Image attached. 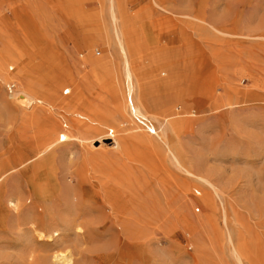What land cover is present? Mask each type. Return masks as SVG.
<instances>
[{
    "label": "rangeland",
    "instance_id": "obj_1",
    "mask_svg": "<svg viewBox=\"0 0 264 264\" xmlns=\"http://www.w3.org/2000/svg\"><path fill=\"white\" fill-rule=\"evenodd\" d=\"M114 15L106 0H0V63L10 78L0 82V165L32 156L40 138L34 117L48 114L63 131L74 120L92 122L96 132H75L82 145L61 143L35 169L54 166L57 192L70 182L99 205L108 197L89 186L107 179L135 204V222L120 232L101 205V220H91L114 233L70 238V264H264V0H116ZM82 77L101 112L95 121V109L84 118L58 109V99L74 93L64 83ZM21 80L40 102L16 95ZM135 156L148 157L149 167L132 163ZM67 164L86 171L84 187L78 177L62 182ZM8 214L0 211V264H30L38 246L20 241ZM176 214L189 219L190 232Z\"/></svg>",
    "mask_w": 264,
    "mask_h": 264
},
{
    "label": "bare ground",
    "instance_id": "obj_2",
    "mask_svg": "<svg viewBox=\"0 0 264 264\" xmlns=\"http://www.w3.org/2000/svg\"><path fill=\"white\" fill-rule=\"evenodd\" d=\"M26 1L32 2V0H26ZM106 1L108 4L109 11L112 12V18L114 21H116V18L114 15V9L116 7V0H106ZM119 37L120 36H118V38ZM119 46H120V49H121L123 55L126 56V50H125L124 44L120 40H119ZM132 78H133L132 69H131V67L128 66L127 69L125 70V79L127 82L129 93H130L131 88H132V86H131ZM8 80H10V78L7 77V75L5 73L4 66L0 63V82L4 83V82H7ZM25 82H27V81L26 80L20 81L19 85H20L21 89L16 92L17 93L16 95H19V97H24V98L30 100L32 103L33 102H40L42 99H38V98L34 97V95H32L33 92L31 93V90L29 87L30 85L26 84ZM83 82H84V77H82L79 80V83H74L73 81H67L64 83V84H67L66 87H68L69 89L71 88V90L74 93H73L72 98L67 102L58 99V109L60 110V109L73 108L74 113L77 114L76 116L77 117L82 116L81 118L86 117L90 111H93V109H95V111L93 112L94 114L92 116H90L92 118L89 119V120L95 121L96 120L95 118L98 117L99 114L101 115V112L98 110L97 107H95L93 105V103L91 102V98L86 96L87 94L84 95L85 93L83 92V87H82ZM57 83H56V86H59V84H57ZM60 87H61V85H60ZM66 87L63 88L62 91L65 90ZM69 89H67L66 94L70 93L71 90H69ZM46 91H48V89ZM50 92L52 93L51 90H50ZM12 93L10 95L11 100H13L15 98ZM96 96L98 98L100 95L96 94ZM100 98H101V96H100ZM104 101L105 100L103 99V102ZM105 102H107V101H105ZM130 104H131V106H130L131 111L134 114H140L139 110L132 104L131 101H130ZM50 105H51V103H50ZM81 105L84 106L85 113H82V111L80 110ZM112 105H113L112 101H109V107ZM78 110H80L81 112H78ZM48 117H49L48 114H47V116H45L46 119H41V118L39 119V117L38 118L34 117V119L37 120V122H38V124L34 125V127L37 128V130L40 134V138L36 140L35 150H34V153L32 154V156L29 158L28 157L24 158L25 157L24 156L23 158H20V159L16 157L15 159H12L11 162L8 163V161H6V164L0 165V211H2L4 214L10 213V214L15 215L14 216L15 222L13 223L12 226L16 231L23 233L22 237H20V241H22L26 245H30V247L32 245L38 246L37 249H34L32 251V256H30V258L32 260L30 261V264H32V263L33 264H70L72 261L71 260L72 250H70V249H72L71 246L75 247L72 244H74V241L77 238L81 239V238H83V236L85 234H90V235L93 234V236H94V234L95 235L98 234L97 237L99 235H102V236L104 235V237H105L106 232L114 233V232H111L114 226L111 227L112 229L108 226L109 224L104 225V227H103L102 224H96L97 222L95 223V222H93V220H91V217H93V215L95 213H99V217H98V214L96 215V217H98V219L101 220L102 216L100 218V212L101 213L103 212L101 210L102 203H101V205H99V204H96L97 201L95 200L96 201L95 202L93 198L92 199L86 198L87 197L86 194L90 195L89 194L90 192L87 193V191H85L86 187L84 189H82L81 191L79 190L80 191L79 192L77 189L72 187L70 185V182H69L68 184L66 183V186L64 187L62 192L61 191L57 192L58 190H57V188H55V185H56L57 181L59 180L58 176L60 174L57 171V168L55 169L53 166L52 168H39L38 167L37 169H35L37 167V165L39 164L36 161H38V159H41V157H43L49 153L52 154L54 149L58 145H60L61 143H64V142L68 143V142H72L73 140H75V141L77 140L82 145V143H83L82 139L78 140L75 136V132L77 131V129L83 128V130H84V129L88 128L89 129L88 132L91 129L92 130L94 129V131L95 130L97 131V129L93 128L90 125L92 123L91 121H90L91 122L90 124L89 123L88 124H82L78 120H74V123L71 124L72 131H70V129L68 131L66 124H62L63 128L67 129V130L63 131V129L60 126L61 122L60 123L55 122V121L51 122L48 120ZM100 118H102V117L100 116ZM163 120L165 122L167 119L164 118ZM64 123H66V122H64ZM58 124H60V125H58ZM165 125H167L166 122H165ZM9 142L11 143V145L14 144V142H12L11 139H9ZM28 143L29 142H23V143L19 144L18 146H21V145L23 146L24 144H28ZM125 144H126V142H125ZM69 145H68V147L66 146L68 149H70ZM63 147H62V149H63ZM80 149H81V147H80ZM89 149H88V151H89ZM56 151H61V150L56 149ZM86 152H87V150H86ZM91 152H92V150H91ZM69 153H71L70 154V156H71L72 152H69ZM56 154H59V152ZM81 154H82V152H81ZM60 155H62V154H60ZM64 155H66V154H64ZM85 155H86V153H85ZM127 155H129L128 152H127ZM172 156H173V160L176 162V164L178 166H180L179 160L176 158V156H174V154H172ZM87 157H89V156H87ZM57 159H62V158H60V157L56 158V162H57ZM89 159H91V160H89L91 162L94 161L92 158H89ZM129 160H131L132 163L138 162L141 164V166L149 167V164L147 165L148 157H147V159H145V157H143V156H135L132 159L129 157ZM45 161H46V159H45ZM45 161H39V162L40 163L44 162V164H45L46 163ZM41 164H43V163H41ZM48 164H50V163H48ZM95 164H97V163L95 162ZM124 166H126V164L123 165V168H124ZM71 167H72L71 165L67 164V165H65V168H63V170H62L63 178L62 179H64V181L61 179L62 182H66L65 180L68 177H71V178L72 177H78L80 180L81 186L84 187L85 180H83V178L87 179V177H85V175H87V174H85L86 171L80 172L81 171L80 170L77 173V170L72 171ZM125 170H126V168H125ZM63 171H64V173H63ZM187 173H189V172H187ZM113 176H114L113 177V179H114L116 174ZM119 176L120 175H118V177ZM107 177L110 178L111 175L107 176ZM120 178H121V176H120ZM17 180H18V182H17ZM106 180H105V182L104 181L98 182L96 185L90 184L89 188L91 187L90 188L91 191L93 190L95 192L94 195L99 197V198H101V195L108 197V198H104L103 205L104 204L107 205V206H105V207H108L106 210H110V213H105V214L102 213V214L104 215V217H107V219H113L112 224L119 227L120 232L127 234L130 230V227H132L134 222H135V219L133 218V214L135 212V209L132 208L133 207L132 205H135V204L132 203L133 201L130 200L131 198H129L130 201L128 200V198L124 195L125 192L122 193L123 191L122 192L120 190L117 191L115 189V186H112V185L109 186V184H107ZM109 181H111V179ZM58 183H59V181H58ZM82 187H80V188H82ZM214 190H216V188ZM90 197H93V195L92 196L90 195ZM55 198L56 199L59 198L57 200H60V201L56 203ZM193 199H191V200H193ZM134 202H136V201H134ZM142 203L143 202L140 203L142 206V208L140 207V210H141V212L143 211L141 214V217L143 219V220L141 219L142 220L141 230H144L143 227L144 226L146 227V223H147L146 221L148 219L147 218L148 212L146 213L147 208L144 206L146 203L144 205ZM140 204L138 203V206ZM11 205H13L14 208H12ZM135 207H137V206H135ZM104 211H105V209H104ZM10 214H8V215H10ZM135 214H136V212H135ZM183 215H185V214H183ZM183 215H177L176 214L175 218L178 220V223L180 224V228H182L184 226L190 232V229L188 228L190 225L189 219ZM14 218H13V221H14ZM173 218H174V216H173ZM222 218H223V216H222ZM103 219H105V218H103ZM99 223H101V221ZM138 226H140V225H138ZM177 226L178 225H176L175 227H177ZM115 229H116V227H115ZM109 230H111V231H109ZM79 231H83V233L80 234ZM194 231L195 230L193 229L192 230L193 234H194ZM98 232H100V233H98ZM192 232H191V235H192ZM188 234H186V235H188ZM192 236H194V235H192ZM106 237H108V235ZM70 238L75 239L74 241H72L73 242L72 244L70 243V240H69ZM31 248H33V247H31ZM242 248L238 249V251L234 250L236 256L238 257V261L240 263L242 262V259H241L242 256L240 255V253L243 252ZM67 251H70V252H69V254L65 255V253Z\"/></svg>",
    "mask_w": 264,
    "mask_h": 264
},
{
    "label": "built area",
    "instance_id": "obj_3",
    "mask_svg": "<svg viewBox=\"0 0 264 264\" xmlns=\"http://www.w3.org/2000/svg\"><path fill=\"white\" fill-rule=\"evenodd\" d=\"M10 71H12V69H10ZM7 88H8V92H9V94H11V93L14 91L15 86L12 85V84H10Z\"/></svg>",
    "mask_w": 264,
    "mask_h": 264
}]
</instances>
